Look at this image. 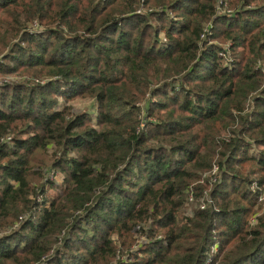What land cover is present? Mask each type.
<instances>
[{
  "label": "trees",
  "instance_id": "trees-1",
  "mask_svg": "<svg viewBox=\"0 0 264 264\" xmlns=\"http://www.w3.org/2000/svg\"><path fill=\"white\" fill-rule=\"evenodd\" d=\"M1 79L0 264H264V0H0Z\"/></svg>",
  "mask_w": 264,
  "mask_h": 264
},
{
  "label": "rangeland",
  "instance_id": "rangeland-1",
  "mask_svg": "<svg viewBox=\"0 0 264 264\" xmlns=\"http://www.w3.org/2000/svg\"><path fill=\"white\" fill-rule=\"evenodd\" d=\"M218 9L220 12L225 11V9L222 7H219ZM2 80L3 79H1L0 81H2ZM6 80L12 81V82H14V80L20 81L18 78H16V75L8 76L6 78ZM58 102H61V101L59 100ZM73 107H74L75 111H79V112L80 111H87V112H93L94 111V105L92 104V101H87V100H78L75 103H73ZM50 180H53L54 182H60V180H61L60 173H57L56 175L51 176ZM262 191H264V189ZM47 195H51V192L50 193L48 192Z\"/></svg>",
  "mask_w": 264,
  "mask_h": 264
},
{
  "label": "built area",
  "instance_id": "built-area-1",
  "mask_svg": "<svg viewBox=\"0 0 264 264\" xmlns=\"http://www.w3.org/2000/svg\"><path fill=\"white\" fill-rule=\"evenodd\" d=\"M218 10H219V9H218ZM224 12H225V11H224ZM224 12H222V13H224ZM216 173H217V168L214 167L213 170H212V175H216ZM214 181H215V179L212 180V182H214ZM251 190H252L253 192H255V187L252 186V187H251ZM188 202H189V203L192 202V196H191V195H190L189 198H188ZM207 204H209V202L201 203L200 206H199V209H200V210H204ZM259 205L262 206L263 208H262L261 211H258L255 215H253V216L249 219V224H250L251 226L255 224L256 217H258V215H260L261 212H262L263 209H264V193H263V194H260V195L257 197V206H259ZM213 250L215 251V249H213Z\"/></svg>",
  "mask_w": 264,
  "mask_h": 264
}]
</instances>
